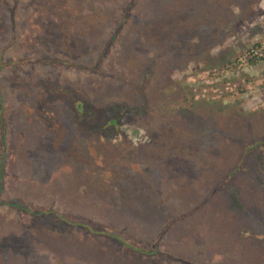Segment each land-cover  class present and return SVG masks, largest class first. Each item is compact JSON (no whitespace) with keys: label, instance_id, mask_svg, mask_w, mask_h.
<instances>
[{"label":"rangeland","instance_id":"obj_1","mask_svg":"<svg viewBox=\"0 0 264 264\" xmlns=\"http://www.w3.org/2000/svg\"><path fill=\"white\" fill-rule=\"evenodd\" d=\"M258 42L264 0H0V264H264Z\"/></svg>","mask_w":264,"mask_h":264},{"label":"trees","instance_id":"obj_2","mask_svg":"<svg viewBox=\"0 0 264 264\" xmlns=\"http://www.w3.org/2000/svg\"><path fill=\"white\" fill-rule=\"evenodd\" d=\"M23 32V31H22ZM23 41H21V43L22 44H24V43H27L28 42V39L26 38V40H25V35H24V39H22ZM264 46V44H263V42H258V43H256V44H254V45H252L248 50H250L251 48H253V49H256V50H259L260 48H262ZM7 47H12V44L11 43H9L8 45H7ZM6 47V48H7ZM14 47V46H13ZM5 49V48H4ZM3 53H5L4 52V50L2 51ZM247 63H248V65H251V66H255V65H257V64H259L260 62H264V57L263 58H259L257 55H252L251 57H249L247 60ZM230 65H232L231 63H230ZM113 123V122H112ZM111 123V124H112ZM147 142V141H146ZM150 142V141H149ZM143 144V143H142ZM135 145V144H134ZM203 182V180L202 179H199V183L201 184ZM60 216V215H59ZM247 220H251V219H247ZM246 220V221H247ZM84 226V225H83ZM88 227H89V225H88ZM89 229H91L90 227H89ZM93 229H91V232H93L92 231ZM95 231V230H94ZM176 234H178V233H176ZM244 234H246L247 236H250V235H248L249 233H248V231H247V229H245V233ZM256 234H260V233H255L254 235H256ZM178 238L179 239H182L181 238V236L178 234ZM261 239H264V234H262V238ZM257 243H262L261 241L259 242V239L257 240V239H254ZM257 245H259V244H257ZM179 259V258H178ZM174 261H177V259L175 258V260ZM186 264H194V263H192V262H188V261H184Z\"/></svg>","mask_w":264,"mask_h":264},{"label":"built area","instance_id":"obj_3","mask_svg":"<svg viewBox=\"0 0 264 264\" xmlns=\"http://www.w3.org/2000/svg\"><path fill=\"white\" fill-rule=\"evenodd\" d=\"M264 44V42H263ZM249 49V48H248ZM247 49V52L243 55V60L245 59V61L251 57L252 55H257L259 58H263L264 57V46L262 48H260L259 50L253 49L251 48L250 50Z\"/></svg>","mask_w":264,"mask_h":264}]
</instances>
